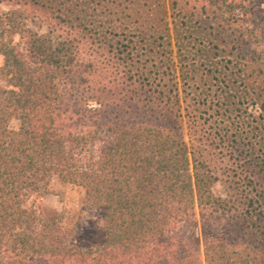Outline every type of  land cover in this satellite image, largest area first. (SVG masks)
<instances>
[{"label":"trees","instance_id":"obj_1","mask_svg":"<svg viewBox=\"0 0 264 264\" xmlns=\"http://www.w3.org/2000/svg\"><path fill=\"white\" fill-rule=\"evenodd\" d=\"M53 179L101 246L29 206ZM0 264H264L254 0H0Z\"/></svg>","mask_w":264,"mask_h":264},{"label":"rangeland","instance_id":"obj_2","mask_svg":"<svg viewBox=\"0 0 264 264\" xmlns=\"http://www.w3.org/2000/svg\"><path fill=\"white\" fill-rule=\"evenodd\" d=\"M254 7L264 13V0H254ZM12 121L10 128L17 129ZM221 194V189H216ZM44 218H57L71 231L72 242L81 247H98L103 243L101 210L88 208L83 202V193L78 188L64 185L53 179L49 193L41 199H32L29 203Z\"/></svg>","mask_w":264,"mask_h":264}]
</instances>
